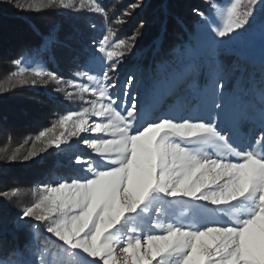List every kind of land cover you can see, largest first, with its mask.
Wrapping results in <instances>:
<instances>
[{"label": "snow or ice", "instance_id": "snow-or-ice-1", "mask_svg": "<svg viewBox=\"0 0 264 264\" xmlns=\"http://www.w3.org/2000/svg\"><path fill=\"white\" fill-rule=\"evenodd\" d=\"M262 3L229 0L230 6L216 9L210 23L203 13L198 15L216 36L226 37L250 25ZM55 5H78L108 15L98 0H30L27 7ZM140 6L130 4L123 15ZM138 34L111 43L115 33L108 28L96 48L100 55L92 58L93 63L111 62L106 70L100 76L76 73L91 86L69 82L98 99L88 102L91 107L69 111L35 137L45 144L39 151L69 146L74 137L83 150L74 157L72 175L40 185L37 199L21 208L18 220L22 226L31 221L26 227L33 242L41 232L55 240L36 246L25 264H264V89L258 109L243 117L258 119L260 125L243 146L211 114L195 121L165 115L140 124L135 98L126 86L117 104L121 97L110 91L115 81L109 76L135 46ZM58 42L57 34H43L37 51L54 49ZM11 63L20 65L21 60ZM220 71L217 68L216 74ZM34 76L37 79L20 83L63 81L43 69L34 70ZM223 87L219 82L213 85ZM212 107L220 110L222 105L213 101ZM37 155L33 145L23 159ZM0 158L15 161L18 156ZM20 193L14 187L2 195L12 198ZM0 264L13 262L6 257Z\"/></svg>", "mask_w": 264, "mask_h": 264}, {"label": "trees", "instance_id": "trees-1", "mask_svg": "<svg viewBox=\"0 0 264 264\" xmlns=\"http://www.w3.org/2000/svg\"><path fill=\"white\" fill-rule=\"evenodd\" d=\"M207 1L211 0H98L108 10L107 16L86 12L64 13L59 6L27 13L14 6L15 0L0 2V80L8 77L14 81L8 84L12 88L0 89V144L4 143L7 149L13 150L12 154L14 148L21 147L15 149L17 160L4 158L6 161H0V233L4 224L14 222L22 207L32 203L34 186L50 178L54 170L65 168L68 150L62 147L39 151L45 147L43 144L35 148L38 155L28 160L23 159L25 150L37 142L35 137L41 131L51 129L61 116L79 108L78 97H68L60 82L48 80L46 84L39 82L36 87L18 83L17 67L11 62L36 56L50 72L69 78L77 61L82 62L89 56L87 48L91 41L100 35L96 23H106L117 39L139 33L135 46L122 59L126 68L135 64L156 67L165 58L166 49L173 39L187 37L186 29L193 23L191 10L197 8L208 12ZM217 1L224 0H214V3ZM137 2L141 5L139 8L130 10V15H123L129 11L130 4ZM157 19L163 20L164 27ZM121 20L123 22H119ZM256 23H264V3L256 7L255 19L250 25ZM49 32L59 36L58 44L54 49L37 51L41 35ZM161 36L162 41L158 45L155 40ZM190 40L187 38L186 41ZM154 51L157 52L153 54ZM139 52L144 54L139 57ZM56 131L60 132L59 127ZM3 155L10 156L8 153ZM14 187L21 189L18 196L5 198L2 195ZM26 231L23 230L16 239L8 233L0 237V258L23 250L27 243Z\"/></svg>", "mask_w": 264, "mask_h": 264}, {"label": "rangeland", "instance_id": "rangeland-1", "mask_svg": "<svg viewBox=\"0 0 264 264\" xmlns=\"http://www.w3.org/2000/svg\"><path fill=\"white\" fill-rule=\"evenodd\" d=\"M15 1V5L21 11L34 13V11L40 10V8H28L27 4L30 0ZM85 2L87 3V0ZM207 2H209L207 13L201 12L197 8V11L191 10L190 18L193 23H190L186 29L187 37L180 36L173 39L166 49L165 58L156 67L152 65L142 67L135 64L126 68L123 60H121L115 71H109V76L115 81V88L110 89V91H114L116 95L121 97V99H116V96L113 97V99H116V103L120 104L124 98V89L127 86L129 96L135 98L140 109V124L157 120L165 115L174 116L177 120L191 119L195 121L206 118L211 114L217 118L219 126L231 136L236 144L243 146L251 140L254 134L258 133L260 127L258 119L246 120L243 117L258 109L261 90L264 89V23L246 25L243 29H238L235 33L226 37L216 36L210 30L208 23L198 15V12L203 13L210 23L216 17V9L230 6L229 0L215 3L214 0ZM213 4L216 6L215 9L212 7ZM19 5H24V7ZM57 6L59 5L50 7ZM59 7L64 13L82 14L86 12L89 15L99 14L90 11L87 7L80 9L78 5L75 8ZM198 19L203 21L195 23ZM157 20L163 26V20ZM215 26L213 24V27ZM108 28L109 26L106 23H96V30L99 31L100 35L97 36L96 34L97 38L92 40L91 45L88 46L89 56L82 62L77 61L73 75L69 78L64 77L63 81L60 82L62 91L68 97H78L79 99V108L70 111H80L84 107H91L88 102L98 99L91 93L80 92L78 87L69 82L75 81L77 84H89L91 86L89 81L77 77L76 73L87 71L90 75L100 76L106 70V66L111 62H101L96 59L93 63L92 58L100 55L96 53V48ZM187 38H191V40L187 42ZM116 40H118L117 37L113 36L111 43H115ZM161 41L162 36L155 40L158 45ZM157 51H154L153 54ZM143 54V52H139L138 56L141 57ZM16 67L18 83L21 80L37 79L34 76V70L36 69L50 72L42 60L36 56L23 58L21 64L16 65ZM217 68L221 70L218 74H216ZM232 68L234 70L230 73ZM129 77L133 78L130 85H128ZM43 79L47 80L48 78L45 76ZM0 82H3L2 90L12 88L8 86L12 82L11 80L9 82L8 77L2 78ZM39 82L38 79L36 84L26 83L21 85L36 87ZM216 82L223 84L224 87L213 89ZM213 101L220 103L222 108L220 110L214 109L212 107ZM96 119V117H90V120ZM55 135H59V133L56 131ZM43 144L42 141H37L34 145L35 148H38ZM61 147L68 150L65 156V168L54 170L50 174V178L34 186L32 189V202L40 195V185L73 174L74 157L82 152L83 145H78L74 137L69 142V146L61 145ZM20 148V146L14 148V153L15 149ZM0 150H2L0 151V157H3L5 153L12 155L13 152V150L7 149L4 143L0 144ZM32 150L33 146H29L25 150V156ZM230 159L232 158L230 157ZM2 160L6 161L4 158H0V161ZM18 216L11 224L2 226L0 237L8 233L16 239L23 230H27V243L24 245L23 250L16 253L11 252L7 257L13 264H25L26 261L33 258L36 246H41L45 242L52 245L55 240L50 239V234L41 232L39 238L33 242L26 227L31 221H26L25 226H22Z\"/></svg>", "mask_w": 264, "mask_h": 264}]
</instances>
